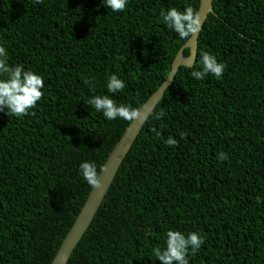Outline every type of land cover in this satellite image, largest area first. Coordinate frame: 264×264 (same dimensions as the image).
Wrapping results in <instances>:
<instances>
[{
	"label": "trees",
	"instance_id": "obj_1",
	"mask_svg": "<svg viewBox=\"0 0 264 264\" xmlns=\"http://www.w3.org/2000/svg\"><path fill=\"white\" fill-rule=\"evenodd\" d=\"M186 6L199 0H127L122 12L103 0H0L8 64L44 80L27 115L0 112V264H50L91 189L81 162L99 173L130 122L87 101L139 109L187 41L160 13ZM205 51L225 65L221 78L190 75ZM109 74L123 91L108 92ZM170 229L203 238L189 264H264V0H212L193 67L178 68L66 264H162L152 250Z\"/></svg>",
	"mask_w": 264,
	"mask_h": 264
},
{
	"label": "clouds",
	"instance_id": "obj_2",
	"mask_svg": "<svg viewBox=\"0 0 264 264\" xmlns=\"http://www.w3.org/2000/svg\"><path fill=\"white\" fill-rule=\"evenodd\" d=\"M36 2L43 3V0H36ZM103 3L113 12H122L126 8L127 0H103ZM160 17L181 39L187 40L195 36L202 28L201 16L192 6H186L183 11L177 7H171L166 12L162 10ZM200 65L201 70H193L190 73L196 80H201L209 74L219 79L225 69V65L218 62L217 57L207 51L201 53ZM186 66L193 67L191 63ZM84 82L90 83L88 79ZM43 88L44 80L41 75L32 70H25L22 64L10 66L6 49L0 46V112L7 109L9 117L27 115L29 110L34 109L37 102L42 99ZM106 88L110 93H117L124 90L125 82L116 74H109ZM87 104L93 106L97 112H102L108 120L119 117L131 122L141 118V109L125 104L117 105L109 95H94ZM164 115V111L161 110L155 113V118L160 119ZM181 138H186V133H181ZM165 142L171 147H176L179 143L172 137H168ZM218 159L226 160L228 156L220 152ZM80 172L90 187L99 186L100 177L94 161H82ZM257 202H260L259 197ZM203 242V238L196 232L185 235L181 231L170 229L166 232V246L163 249L155 247L152 251L162 264H189V251L191 250V254L195 255Z\"/></svg>",
	"mask_w": 264,
	"mask_h": 264
},
{
	"label": "water",
	"instance_id": "obj_3",
	"mask_svg": "<svg viewBox=\"0 0 264 264\" xmlns=\"http://www.w3.org/2000/svg\"><path fill=\"white\" fill-rule=\"evenodd\" d=\"M211 11L212 0H199V8L197 12L201 16L202 24L206 19L207 14ZM197 36L198 33L195 36L187 39V41L179 48L172 60L171 68L165 80L139 107V109H141V118L129 122L124 132L113 146L105 162L103 163L100 172L98 173L100 177L99 186L95 188L91 187L85 202L77 214L72 226L62 240V243L50 264L67 263L72 250L79 242L98 207L100 206L104 196L107 194L109 186L119 166L121 165L122 160L129 151L146 118L151 113L155 105L159 102L166 88L172 83L178 68L180 66H186L189 63L193 65L196 56ZM185 48L189 50V53L186 56L183 55V50Z\"/></svg>",
	"mask_w": 264,
	"mask_h": 264
}]
</instances>
